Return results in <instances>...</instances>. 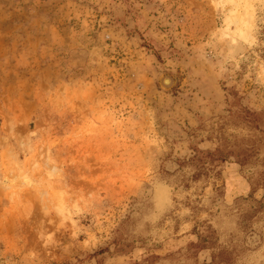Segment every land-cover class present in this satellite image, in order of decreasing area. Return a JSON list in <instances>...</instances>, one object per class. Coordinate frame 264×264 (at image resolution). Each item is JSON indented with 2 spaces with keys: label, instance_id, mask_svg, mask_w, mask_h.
<instances>
[{
  "label": "rangeland",
  "instance_id": "rangeland-1",
  "mask_svg": "<svg viewBox=\"0 0 264 264\" xmlns=\"http://www.w3.org/2000/svg\"><path fill=\"white\" fill-rule=\"evenodd\" d=\"M0 264H264V0H0Z\"/></svg>",
  "mask_w": 264,
  "mask_h": 264
}]
</instances>
